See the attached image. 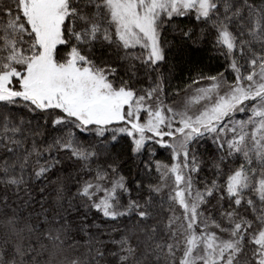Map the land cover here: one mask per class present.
Here are the masks:
<instances>
[{"label":"snow or ice","instance_id":"1","mask_svg":"<svg viewBox=\"0 0 264 264\" xmlns=\"http://www.w3.org/2000/svg\"><path fill=\"white\" fill-rule=\"evenodd\" d=\"M0 264H264V0H0Z\"/></svg>","mask_w":264,"mask_h":264},{"label":"trees","instance_id":"2","mask_svg":"<svg viewBox=\"0 0 264 264\" xmlns=\"http://www.w3.org/2000/svg\"><path fill=\"white\" fill-rule=\"evenodd\" d=\"M187 21H185L186 23ZM171 62L175 65L174 72H173V79H172V86L173 87H183L184 83L188 80L190 72L189 69L192 66L198 65L203 67L205 71H215L221 64V61L216 58L215 53L211 49V45L202 46L198 51L186 50L184 46H181L179 41H175L171 46V55H170ZM183 95V94H181ZM204 147H207L211 150V143L208 141L204 142ZM204 147L201 148V151L204 150ZM167 153L161 151L159 153V158L166 161ZM35 209L37 212L40 211L39 205H35ZM92 214L89 213V218L91 219ZM74 225L79 224V218L76 217V213L73 212L70 217Z\"/></svg>","mask_w":264,"mask_h":264}]
</instances>
